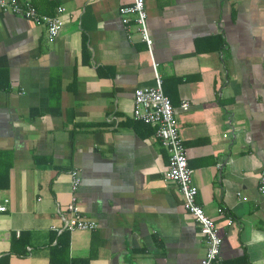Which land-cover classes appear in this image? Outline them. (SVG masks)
<instances>
[{
	"label": "crops",
	"instance_id": "obj_1",
	"mask_svg": "<svg viewBox=\"0 0 264 264\" xmlns=\"http://www.w3.org/2000/svg\"><path fill=\"white\" fill-rule=\"evenodd\" d=\"M19 2L64 24L50 42L45 26L0 8V264L201 263L204 236L164 177L168 151L131 118L153 61L221 264H264V0H145L154 60L120 19L131 0ZM73 168L98 226L58 232Z\"/></svg>",
	"mask_w": 264,
	"mask_h": 264
},
{
	"label": "built area",
	"instance_id": "obj_2",
	"mask_svg": "<svg viewBox=\"0 0 264 264\" xmlns=\"http://www.w3.org/2000/svg\"><path fill=\"white\" fill-rule=\"evenodd\" d=\"M0 8L14 13H21L24 17L33 20L35 24L45 26L47 38L50 42L54 41L64 24L59 15L40 14L29 2L22 7L19 0H0ZM62 11L63 8L58 7L57 12L62 13ZM119 15L124 27H128L129 25L137 27L141 39L147 44L152 56V40L147 29L145 0H131L129 4L121 5L119 7ZM153 77V85L138 87L134 90L131 118L134 121L153 127L155 137L158 139L160 145L168 151V166L164 177L169 181L177 183L183 195L184 209L193 216L199 225L200 232L204 236L206 251L200 264H221L220 250L222 238L218 234L214 218L207 214L202 206L196 202L198 187L192 179L193 170L188 165V157L180 135L175 108L169 97L164 93L162 77L157 71L154 61ZM189 107L190 103L188 101H183L180 104L182 110H188ZM223 136L226 137L227 134H223ZM69 175L71 199L65 207V212L60 213L62 225H52V229L58 232L96 229L98 226L97 222L83 215L76 195L82 181L78 169H71ZM257 189L259 194L264 197V168L260 171ZM241 199L246 200L247 197L242 196ZM6 209L7 206L5 204L0 205V211H5ZM224 212V208H217L218 214L223 215ZM233 223V218L228 216L227 224L231 225Z\"/></svg>",
	"mask_w": 264,
	"mask_h": 264
},
{
	"label": "trees",
	"instance_id": "obj_3",
	"mask_svg": "<svg viewBox=\"0 0 264 264\" xmlns=\"http://www.w3.org/2000/svg\"><path fill=\"white\" fill-rule=\"evenodd\" d=\"M146 125V124H145Z\"/></svg>",
	"mask_w": 264,
	"mask_h": 264
}]
</instances>
